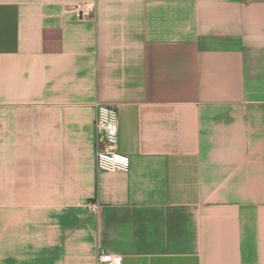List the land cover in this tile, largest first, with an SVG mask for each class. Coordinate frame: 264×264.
<instances>
[{
    "label": "crops",
    "instance_id": "0c3cea01",
    "mask_svg": "<svg viewBox=\"0 0 264 264\" xmlns=\"http://www.w3.org/2000/svg\"><path fill=\"white\" fill-rule=\"evenodd\" d=\"M97 104L126 172L95 168ZM99 251L264 264V0H0V264Z\"/></svg>",
    "mask_w": 264,
    "mask_h": 264
},
{
    "label": "built area",
    "instance_id": "2783aa9c",
    "mask_svg": "<svg viewBox=\"0 0 264 264\" xmlns=\"http://www.w3.org/2000/svg\"><path fill=\"white\" fill-rule=\"evenodd\" d=\"M65 11L79 19H88L94 15L95 4L93 2L68 4L65 6ZM94 134L96 170L108 173L126 172L129 168V158L117 150L118 118L114 107L95 105ZM96 262L97 264H122V258L99 251Z\"/></svg>",
    "mask_w": 264,
    "mask_h": 264
}]
</instances>
